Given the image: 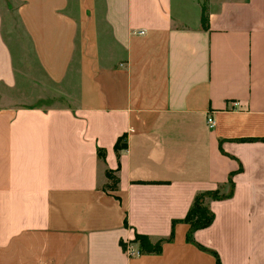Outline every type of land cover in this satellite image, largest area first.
Returning a JSON list of instances; mask_svg holds the SVG:
<instances>
[{
	"label": "crops",
	"instance_id": "crops-1",
	"mask_svg": "<svg viewBox=\"0 0 264 264\" xmlns=\"http://www.w3.org/2000/svg\"><path fill=\"white\" fill-rule=\"evenodd\" d=\"M218 262L264 264V0H0V264Z\"/></svg>",
	"mask_w": 264,
	"mask_h": 264
},
{
	"label": "trees",
	"instance_id": "trees-1",
	"mask_svg": "<svg viewBox=\"0 0 264 264\" xmlns=\"http://www.w3.org/2000/svg\"><path fill=\"white\" fill-rule=\"evenodd\" d=\"M202 22L205 28L209 27V11L208 6L204 3L203 13H202ZM118 148V144H117ZM215 216L214 214L203 204L202 196L198 197L191 210L189 211L186 220L191 223V232L197 229L205 228L212 224ZM141 239L143 245L146 244L144 237L138 236ZM190 238V236H189ZM160 245L156 246V249H159ZM218 264H220L218 262Z\"/></svg>",
	"mask_w": 264,
	"mask_h": 264
},
{
	"label": "built area",
	"instance_id": "built-area-1",
	"mask_svg": "<svg viewBox=\"0 0 264 264\" xmlns=\"http://www.w3.org/2000/svg\"><path fill=\"white\" fill-rule=\"evenodd\" d=\"M208 125L210 127H213L215 125V119L213 118L212 115H209L208 116ZM125 251L130 255V256H134V255H139L140 254V249L136 248L133 246V244L131 243H128L126 246H125Z\"/></svg>",
	"mask_w": 264,
	"mask_h": 264
},
{
	"label": "rangeland",
	"instance_id": "rangeland-1",
	"mask_svg": "<svg viewBox=\"0 0 264 264\" xmlns=\"http://www.w3.org/2000/svg\"><path fill=\"white\" fill-rule=\"evenodd\" d=\"M51 98H52V99H51ZM50 99H51V100H50ZM56 99H58V97L55 96V95H52L50 98L47 99V101H48L49 104H51V103L55 102ZM49 100H50V101H49ZM59 100H60V99H59ZM59 100H58V101H59ZM61 101L65 102L64 100H61Z\"/></svg>",
	"mask_w": 264,
	"mask_h": 264
}]
</instances>
